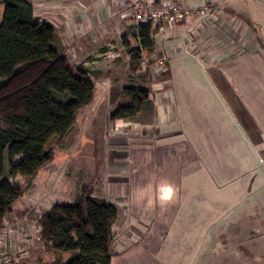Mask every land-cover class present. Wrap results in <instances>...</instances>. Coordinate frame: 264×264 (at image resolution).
Segmentation results:
<instances>
[{
  "label": "rangeland",
  "instance_id": "rangeland-1",
  "mask_svg": "<svg viewBox=\"0 0 264 264\" xmlns=\"http://www.w3.org/2000/svg\"><path fill=\"white\" fill-rule=\"evenodd\" d=\"M42 1L46 7L53 0H32L38 18L45 16L41 13ZM187 2L193 8L214 5L222 9L230 4H238L242 10L252 12L255 16H252V24L261 27L259 37H264V0ZM62 6V11L69 12L68 5L60 3ZM1 14L2 6L0 18ZM49 17L44 19L49 20ZM61 23H65L62 18L56 24L58 31L54 29L52 46L57 49L68 46L75 35L70 36L66 30L61 32L65 35L63 37L59 33ZM112 31L114 38L107 41L117 42L120 49L123 35H128L125 34L127 26L121 24L120 29ZM153 37L155 41L158 40L157 35ZM98 39L95 40L96 45L99 44ZM119 55V59L111 63L87 65L99 72V77L94 80L91 103L77 115L63 142L53 145L52 161L38 171L31 186L14 203L13 218L9 220L6 219L8 215L5 216L0 231L4 229L9 232L2 240L0 249H3L6 241L8 246L12 244L14 254L10 264H38L40 260L52 259L53 255L44 252L42 243L37 239L38 217L51 205L71 204L78 197L89 196L90 191L92 197L114 199L123 212L124 229L131 232L133 228L140 233L131 234L127 240L129 245L138 246L135 253L142 256L138 264L140 260L142 264H150L151 257L153 260L156 257L160 264H264V142L258 144L247 138L255 126L252 119L250 121L246 116L239 95L230 94L225 84L223 91L219 88L215 91L205 70L200 68L201 61L187 55L193 62L182 63L180 68L172 71L171 81L165 86L177 104L172 106L171 111L184 131L176 137L179 141L173 144V150L179 152L172 160L170 154L162 155L165 149L156 144L150 133L143 134L147 135L144 142L135 138L138 133L135 130L136 120L125 125L118 119H109V113L126 96L123 88L142 86L154 90L158 87H150L146 80H138L137 74L130 75L127 59L121 53ZM68 62L73 65L71 61ZM146 65L145 62V67H140L139 74ZM164 76L157 75V78ZM165 79L169 81V78ZM109 89L117 93L113 101L110 100ZM135 117L150 120L151 108L145 106ZM188 136L190 141H186L185 137ZM187 143L193 152L191 158L182 151ZM119 149L127 150L129 157L124 160L121 170L111 166L106 173L103 163L106 166L108 163L102 157L103 153ZM139 149L149 152L145 172L137 171L136 154ZM208 154L211 158H204ZM157 158L160 162H157ZM157 163L162 168L167 165L173 167L175 173H155ZM9 181L21 187L26 184L25 178L19 176L9 178ZM155 182L159 183L158 187L166 186L173 191L167 201V212L174 213L176 217L164 225V230L157 231L161 235L158 241L162 253L155 256L150 253L148 257L143 248H149V244L143 235L153 233L154 211L158 213L161 210L163 213L159 206L152 211L148 205L154 191L147 186ZM155 221L160 223L157 214ZM158 234H153V242L157 241Z\"/></svg>",
  "mask_w": 264,
  "mask_h": 264
},
{
  "label": "trees",
  "instance_id": "trees-1",
  "mask_svg": "<svg viewBox=\"0 0 264 264\" xmlns=\"http://www.w3.org/2000/svg\"><path fill=\"white\" fill-rule=\"evenodd\" d=\"M0 6L1 229L32 179L52 161L54 146L63 142L79 111L92 101L98 72L70 65L52 46L54 27L35 17L31 0H0ZM153 34V28L145 26L123 36L132 74L141 64L137 39L148 57L154 50ZM163 74L166 71L158 76ZM122 92L126 96L109 113L110 120L132 119L149 107L148 89L126 87ZM115 95L112 89L111 101ZM17 176L25 178L24 187L9 181ZM88 194L71 204H53L38 217L37 239L43 251L53 255L38 264H110L116 209Z\"/></svg>",
  "mask_w": 264,
  "mask_h": 264
},
{
  "label": "crops",
  "instance_id": "crops-1",
  "mask_svg": "<svg viewBox=\"0 0 264 264\" xmlns=\"http://www.w3.org/2000/svg\"><path fill=\"white\" fill-rule=\"evenodd\" d=\"M109 1L53 0L52 3H48L49 5H46V7L43 4L44 1H42L41 13L45 16L38 18L35 14V8L34 15L39 20L51 24L56 30L58 28L56 24L59 19H64L65 23H61L62 28L59 33L67 30L70 36L73 34L75 35L70 39V44L68 46L60 48L61 52L68 61L72 62L73 66H82L86 70L98 72V70L88 66L98 62L111 63L112 60L119 59L120 53L127 61L129 59L122 44L119 49L117 48V42L107 41L114 38L115 33H113L112 30L120 29L121 24L127 26V22L119 17V12L114 6L115 0ZM179 1L189 6L187 4L188 0ZM60 3L68 5L70 7L68 8L69 12L67 11V13H65L62 11L61 9H63V6L60 7ZM47 6L52 9L47 8ZM190 6L192 5L190 4ZM245 10H242L238 4L236 5L235 3L230 4V6L226 8L212 9L206 16L196 18L188 24L179 26L176 31L171 34L163 37L157 35L156 39L159 41H155L154 37H152L154 50L152 54L147 57L149 61L147 67L141 74H139L140 71L135 73L137 74L135 76H138L136 77L138 80L142 82L146 80V83L150 87L158 85L154 90H148L151 119H136L135 116L139 115L144 107L132 119H118L119 122H123L125 125L135 123L132 121L136 120L135 130L138 133L135 138L141 139L139 141L144 142L147 135L143 134L150 133L152 139L156 141V144L160 145L161 149H165L162 155L167 156L170 154L172 160L175 158L176 152L179 151L173 150V144L179 141V139L176 140V137L183 134L184 131L180 128L182 124L175 118L171 111L172 106L177 104L170 90L165 86L171 81L172 71L180 68L182 63L190 64L193 62L192 58H196L201 61L200 68L205 70L204 73L210 79L211 85L215 91H217L218 88L220 91H223L225 84L230 94L233 95L237 93L240 96H238V98H240L241 104L244 105L246 116L250 121L252 119L251 122L255 126V130L252 131L247 138L251 142L258 144L264 142V37L263 39L259 37L261 36L259 33V30L262 31L261 27L252 24V16H254L252 12L247 9ZM49 15L51 18H55L51 19L49 17V20L44 19V17H48ZM52 21H54L55 24ZM61 34L63 35V33ZM63 37H65V35H63ZM97 37L100 38L97 42L101 45H96L97 43L95 40ZM161 55L166 56L167 70L165 76L158 79L157 75L159 74L157 72L159 71L155 64L157 58ZM187 55L192 56V58ZM80 62H82L81 65H79ZM113 64L114 63H112V65ZM128 71L130 75H133L129 70V66ZM165 78H169V81L166 82ZM185 138L186 141L191 140L189 136ZM216 140L220 142V139ZM142 149H139L136 154V159H138L137 171L143 170L145 172L146 168H144V165L146 163V158L149 157L147 156L149 152L143 151ZM183 149L182 151L186 153V157L191 158L193 152L188 143L186 147L185 145L183 146ZM145 150H147V148H145ZM103 154L104 155L101 156L105 158L108 163V166L103 163L106 173L110 171L109 167L111 166L116 167V169L118 168L117 170H121L124 160L129 157L128 151L124 149H119V151H107ZM208 157L211 158L210 154L204 158ZM219 159L220 158L217 160L219 161ZM217 160H215V162H217ZM157 162H160L158 158ZM217 165L220 164H216L215 166ZM215 166H213L214 172ZM154 167V172L157 174L162 172L175 173L173 167H169V165L162 168L160 167V163H157ZM185 173L190 174L191 172L185 171ZM30 186L31 184L29 187ZM158 186V182H155L152 186H147L150 187L149 189H152L150 191H154V196H152V200L148 203V205L152 207L151 210L154 211V207L159 206V209L163 211V213L161 210H158V213L154 211L153 221L155 224L152 230L153 233L148 232L146 235H143L146 242L149 244V248H147V245V247L143 248L144 254L148 257L150 253L154 256L162 253V250H159V245L161 243L158 241L161 240V235L158 234L157 231L163 229L164 225L172 222L176 217L174 213L167 212V201L172 197L173 191L166 186ZM96 198L100 197L96 196ZM100 199L112 203L116 209V219L112 224L114 239L110 246L112 253L110 264H138L139 259L142 257L140 253H135L138 250V246L129 245L127 240L131 238V234L136 235L140 233L133 228H131V232L124 229L123 212L114 203V199L108 197H101ZM155 213L158 215L160 223L155 221ZM14 214L12 208V210L7 213V218H5L10 220L13 218ZM153 234H158L156 235V242H153V238L155 237ZM10 245L12 247V244ZM141 261L142 260H140V264H142ZM150 261V264L159 263L156 257L154 260L151 257Z\"/></svg>",
  "mask_w": 264,
  "mask_h": 264
},
{
  "label": "built area",
  "instance_id": "built-area-1",
  "mask_svg": "<svg viewBox=\"0 0 264 264\" xmlns=\"http://www.w3.org/2000/svg\"><path fill=\"white\" fill-rule=\"evenodd\" d=\"M114 6L119 12V17L127 22L125 34H137L140 27L150 26L154 31L153 36L161 37L171 34L179 26L188 24L196 18L206 16L210 10L217 9L214 5L193 8L179 0H115ZM138 41L139 39L137 44L140 49V67H145V62L149 61ZM155 65L160 74L164 73L167 70L166 56L161 55ZM7 232L9 230L0 231V248ZM13 254L12 247L8 246L6 241L3 249H0V264H10Z\"/></svg>",
  "mask_w": 264,
  "mask_h": 264
}]
</instances>
